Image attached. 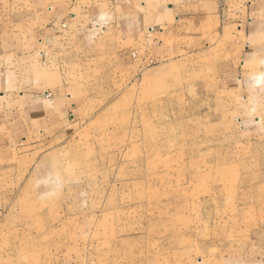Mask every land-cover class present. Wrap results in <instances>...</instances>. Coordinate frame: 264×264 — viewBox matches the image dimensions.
Masks as SVG:
<instances>
[{
	"label": "rangeland",
	"instance_id": "rangeland-1",
	"mask_svg": "<svg viewBox=\"0 0 264 264\" xmlns=\"http://www.w3.org/2000/svg\"><path fill=\"white\" fill-rule=\"evenodd\" d=\"M217 31L79 56L65 123L0 95V264H264V68Z\"/></svg>",
	"mask_w": 264,
	"mask_h": 264
},
{
	"label": "crops",
	"instance_id": "crops-1",
	"mask_svg": "<svg viewBox=\"0 0 264 264\" xmlns=\"http://www.w3.org/2000/svg\"><path fill=\"white\" fill-rule=\"evenodd\" d=\"M220 28L248 54L246 65L264 68V0H0V95L44 88L28 90L26 108L65 123L77 109L69 86L85 83L71 80L79 56L168 58L191 51L190 41L199 51L206 29ZM47 85L61 86L51 99Z\"/></svg>",
	"mask_w": 264,
	"mask_h": 264
}]
</instances>
